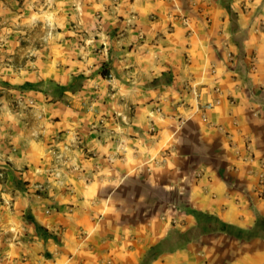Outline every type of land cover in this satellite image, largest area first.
Here are the masks:
<instances>
[{"label": "crops", "instance_id": "0c3cea01", "mask_svg": "<svg viewBox=\"0 0 264 264\" xmlns=\"http://www.w3.org/2000/svg\"><path fill=\"white\" fill-rule=\"evenodd\" d=\"M62 7L0 67V264H264V0ZM132 178L176 203L122 220Z\"/></svg>", "mask_w": 264, "mask_h": 264}, {"label": "rangeland", "instance_id": "374dc122", "mask_svg": "<svg viewBox=\"0 0 264 264\" xmlns=\"http://www.w3.org/2000/svg\"><path fill=\"white\" fill-rule=\"evenodd\" d=\"M64 5L65 0H0V67L19 60L24 62L26 55H21L30 50H37L43 57L49 45L54 44L50 33H62L66 28L64 23H48L72 10ZM11 35L19 41L18 53L10 51L15 43ZM118 197L122 220L126 222L145 219L178 199L175 191L151 187L139 178L130 179Z\"/></svg>", "mask_w": 264, "mask_h": 264}, {"label": "built area", "instance_id": "2783aa9c", "mask_svg": "<svg viewBox=\"0 0 264 264\" xmlns=\"http://www.w3.org/2000/svg\"><path fill=\"white\" fill-rule=\"evenodd\" d=\"M202 109H209V108H211V107H213V103H207V104H205V105H203V106H200ZM199 107V108H200ZM109 160L110 161H112L113 160V157H109Z\"/></svg>", "mask_w": 264, "mask_h": 264}]
</instances>
